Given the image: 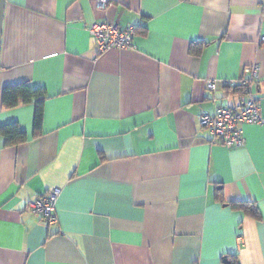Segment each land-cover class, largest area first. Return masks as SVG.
Masks as SVG:
<instances>
[{
	"label": "crops",
	"instance_id": "crops-1",
	"mask_svg": "<svg viewBox=\"0 0 264 264\" xmlns=\"http://www.w3.org/2000/svg\"><path fill=\"white\" fill-rule=\"evenodd\" d=\"M109 2L4 0L0 125L27 138L0 134V264H264V122L232 148L198 122L249 95L264 118V0ZM104 20L132 44L100 51ZM22 81L46 91L37 134L34 103L1 102ZM52 189L45 222L26 203Z\"/></svg>",
	"mask_w": 264,
	"mask_h": 264
},
{
	"label": "built area",
	"instance_id": "built-area-1",
	"mask_svg": "<svg viewBox=\"0 0 264 264\" xmlns=\"http://www.w3.org/2000/svg\"><path fill=\"white\" fill-rule=\"evenodd\" d=\"M98 4L105 5L109 0H97ZM88 30L95 38L96 46L100 51L111 47L126 48L132 44V37L136 28L134 26L120 27L115 22L99 21L89 25ZM246 72L251 74V80L258 77L257 64L244 67ZM246 78L233 80L231 83L246 86L245 92L250 91ZM207 87L213 89L215 82L209 80ZM200 126L206 128L211 136L226 147H238L244 144L245 138L242 125L245 122L262 123L264 118L260 114L258 102L249 95L243 103L237 107L228 105H216L213 111L201 110L198 116ZM58 189H52L47 193L27 201L26 208L36 214H40L45 222H52L56 219L53 212L55 198Z\"/></svg>",
	"mask_w": 264,
	"mask_h": 264
},
{
	"label": "trees",
	"instance_id": "trees-1",
	"mask_svg": "<svg viewBox=\"0 0 264 264\" xmlns=\"http://www.w3.org/2000/svg\"><path fill=\"white\" fill-rule=\"evenodd\" d=\"M45 98L46 91L44 88L26 81L6 85L1 91V102L6 108L14 107L21 103H34L33 134L40 132ZM0 134L5 137L6 144H16L25 141L27 138L26 132L21 130L16 122L1 124ZM232 206L241 207L250 214L258 216V211L252 201H235Z\"/></svg>",
	"mask_w": 264,
	"mask_h": 264
},
{
	"label": "water",
	"instance_id": "water-1",
	"mask_svg": "<svg viewBox=\"0 0 264 264\" xmlns=\"http://www.w3.org/2000/svg\"><path fill=\"white\" fill-rule=\"evenodd\" d=\"M3 8H4V0H0V38H1Z\"/></svg>",
	"mask_w": 264,
	"mask_h": 264
}]
</instances>
